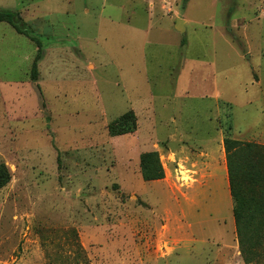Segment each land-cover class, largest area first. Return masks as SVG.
<instances>
[{
	"label": "rangeland",
	"instance_id": "obj_1",
	"mask_svg": "<svg viewBox=\"0 0 264 264\" xmlns=\"http://www.w3.org/2000/svg\"><path fill=\"white\" fill-rule=\"evenodd\" d=\"M2 9L42 41L45 113L31 84L37 44L0 22V164L11 175L0 264H246L229 205L218 218H181L170 152L183 126L206 138L217 122L224 137L264 146V0H0ZM133 110L136 131L111 136L108 125ZM147 151L159 154L161 183L142 178Z\"/></svg>",
	"mask_w": 264,
	"mask_h": 264
},
{
	"label": "trees",
	"instance_id": "obj_2",
	"mask_svg": "<svg viewBox=\"0 0 264 264\" xmlns=\"http://www.w3.org/2000/svg\"><path fill=\"white\" fill-rule=\"evenodd\" d=\"M186 1L184 0V4ZM0 22L11 24L19 33L31 37L30 39L37 44L38 52L31 69V84L39 99L38 107L43 110L44 94L37 82L38 62L42 58V41L28 34L25 28L26 23L18 11L0 10ZM136 129L137 117L133 111L124 113L108 125L109 133L113 137L133 133ZM223 144L240 251L246 264H261L264 262V162L262 157L257 158V155L259 152L264 154V146L228 136L224 138ZM140 170L145 181H156L165 177L157 151L141 154ZM10 179L11 175L7 166L1 163L0 190L10 182Z\"/></svg>",
	"mask_w": 264,
	"mask_h": 264
},
{
	"label": "crops",
	"instance_id": "obj_3",
	"mask_svg": "<svg viewBox=\"0 0 264 264\" xmlns=\"http://www.w3.org/2000/svg\"><path fill=\"white\" fill-rule=\"evenodd\" d=\"M186 24L185 21V26ZM217 103L219 107L221 102ZM133 112L139 124V113L137 110ZM176 119L179 120L177 117ZM180 135L181 147L178 151L172 149L170 153L174 155L176 173H181V218L187 220L188 213L197 211L199 214L203 210L211 218H218L217 207H223L225 204L229 205L233 213V198L223 144L225 137L218 127V122L212 136L199 137L192 126H183ZM163 180L164 178L152 182L161 183ZM202 205L212 207L203 209ZM166 213L170 218V212Z\"/></svg>",
	"mask_w": 264,
	"mask_h": 264
},
{
	"label": "water",
	"instance_id": "obj_4",
	"mask_svg": "<svg viewBox=\"0 0 264 264\" xmlns=\"http://www.w3.org/2000/svg\"><path fill=\"white\" fill-rule=\"evenodd\" d=\"M175 30L178 32L185 34L186 32V26H185V20L182 18H177L175 23Z\"/></svg>",
	"mask_w": 264,
	"mask_h": 264
}]
</instances>
